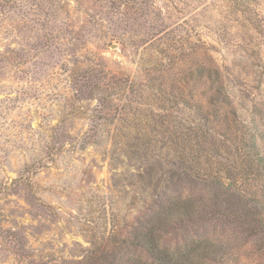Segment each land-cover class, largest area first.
Segmentation results:
<instances>
[{"label":"rangeland","instance_id":"374dc122","mask_svg":"<svg viewBox=\"0 0 264 264\" xmlns=\"http://www.w3.org/2000/svg\"><path fill=\"white\" fill-rule=\"evenodd\" d=\"M148 237L264 264V0H0V264H155Z\"/></svg>","mask_w":264,"mask_h":264},{"label":"trees","instance_id":"16d2710c","mask_svg":"<svg viewBox=\"0 0 264 264\" xmlns=\"http://www.w3.org/2000/svg\"><path fill=\"white\" fill-rule=\"evenodd\" d=\"M251 137L247 139V144H245L246 147V152L249 154L250 157L257 159L259 162H262L263 157L260 154L256 137H254L252 134H250ZM245 149V148H241ZM148 242L151 244V246L148 248V253L153 260L156 262L155 264H169L170 261L165 262L164 259L160 257L161 251L159 248V244H157V241L155 240L154 237H148Z\"/></svg>","mask_w":264,"mask_h":264}]
</instances>
